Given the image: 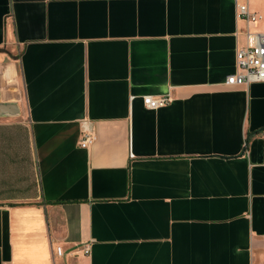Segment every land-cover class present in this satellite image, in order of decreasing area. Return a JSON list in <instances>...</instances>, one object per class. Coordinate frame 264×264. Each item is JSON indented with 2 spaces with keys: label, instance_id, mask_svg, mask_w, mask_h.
Listing matches in <instances>:
<instances>
[{
  "label": "crops",
  "instance_id": "crops-1",
  "mask_svg": "<svg viewBox=\"0 0 264 264\" xmlns=\"http://www.w3.org/2000/svg\"><path fill=\"white\" fill-rule=\"evenodd\" d=\"M238 3L261 20L0 0V264H264V83L226 84L264 0Z\"/></svg>",
  "mask_w": 264,
  "mask_h": 264
},
{
  "label": "built area",
  "instance_id": "built-area-1",
  "mask_svg": "<svg viewBox=\"0 0 264 264\" xmlns=\"http://www.w3.org/2000/svg\"><path fill=\"white\" fill-rule=\"evenodd\" d=\"M237 1V17L248 24L261 20L262 16L252 12L245 3ZM255 83H264V33H252L247 31L246 44L237 47L236 50V71L230 75L226 84L230 86H250ZM144 105L151 110H158L166 107L171 102L170 95L145 96ZM96 140L93 133H85L81 141L82 148H89ZM58 254L62 251L59 248ZM89 253V248L85 249Z\"/></svg>",
  "mask_w": 264,
  "mask_h": 264
}]
</instances>
